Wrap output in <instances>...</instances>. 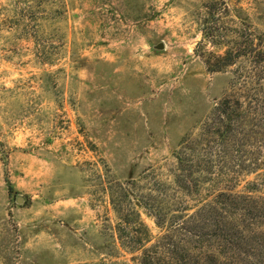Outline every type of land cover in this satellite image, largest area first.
Instances as JSON below:
<instances>
[{"label": "rangeland", "instance_id": "1", "mask_svg": "<svg viewBox=\"0 0 264 264\" xmlns=\"http://www.w3.org/2000/svg\"><path fill=\"white\" fill-rule=\"evenodd\" d=\"M223 40L261 62L210 72ZM262 61L264 0H0V264H140L119 213L172 184L173 151ZM253 87L261 166L235 190L260 198L264 71Z\"/></svg>", "mask_w": 264, "mask_h": 264}, {"label": "trees", "instance_id": "2", "mask_svg": "<svg viewBox=\"0 0 264 264\" xmlns=\"http://www.w3.org/2000/svg\"><path fill=\"white\" fill-rule=\"evenodd\" d=\"M207 36L204 32L199 47ZM219 44L225 48L221 55H199L212 73L254 52L261 62L263 53L257 49L247 53L237 42L232 47L224 40ZM263 71L258 65L239 73L240 88L232 86V93L215 104L197 136L181 141L173 151L172 184L155 183L146 202L136 197L130 214L119 213V240L140 252V264H264V197L235 190L242 176L256 174L261 166L259 113L250 103ZM246 185L256 187L253 182ZM139 207L160 230L157 237L141 221Z\"/></svg>", "mask_w": 264, "mask_h": 264}, {"label": "water", "instance_id": "3", "mask_svg": "<svg viewBox=\"0 0 264 264\" xmlns=\"http://www.w3.org/2000/svg\"><path fill=\"white\" fill-rule=\"evenodd\" d=\"M158 49H162V45H159V46H158ZM22 201H23L22 198H18V199H17V202H18V203H21Z\"/></svg>", "mask_w": 264, "mask_h": 264}]
</instances>
